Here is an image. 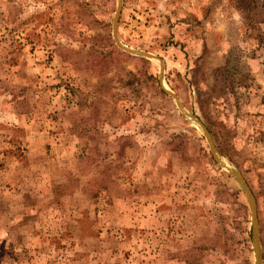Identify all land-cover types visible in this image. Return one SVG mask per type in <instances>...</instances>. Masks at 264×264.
<instances>
[{
    "label": "rangeland",
    "instance_id": "374dc122",
    "mask_svg": "<svg viewBox=\"0 0 264 264\" xmlns=\"http://www.w3.org/2000/svg\"><path fill=\"white\" fill-rule=\"evenodd\" d=\"M0 0V264H264V0Z\"/></svg>",
    "mask_w": 264,
    "mask_h": 264
},
{
    "label": "water",
    "instance_id": "95a60500",
    "mask_svg": "<svg viewBox=\"0 0 264 264\" xmlns=\"http://www.w3.org/2000/svg\"><path fill=\"white\" fill-rule=\"evenodd\" d=\"M122 6H123V0H118L116 15H115L114 24H113V35H114V39H115L118 47H120L124 51L131 53V54L139 55V56L150 58V59H158L161 62V77H162L164 64H163V60L160 57H158L154 54H151L149 52L130 48V47L124 45L121 42V40L119 39L118 24H119V17L121 14ZM163 90L165 93L169 94L171 97L174 98V100L178 104V107L180 108L183 116L185 118H187L190 122L196 124L202 130L203 134L206 136V138L209 142V146L211 148L212 154H213L215 160L218 162V164L220 166H222L223 168L227 169L239 181V183L243 187V189L246 193V196L248 198L250 208H251V213H252L255 264H262L263 256H262V251H261V246H260L259 222H258V216H257L256 200H255V196L253 194V191L251 190V188H250L249 184L246 182V180L243 178V175L241 174V172L239 170H237L236 168H233L232 166L227 164L225 162V160L222 158L220 152L218 151V149L215 145V142L213 140V137H212L210 130L202 122V120L200 118H198L197 116H195L194 114H192L186 110V108L184 107L183 103L181 102L179 96L175 92L165 88V86H163Z\"/></svg>",
    "mask_w": 264,
    "mask_h": 264
},
{
    "label": "trees",
    "instance_id": "16d2710c",
    "mask_svg": "<svg viewBox=\"0 0 264 264\" xmlns=\"http://www.w3.org/2000/svg\"><path fill=\"white\" fill-rule=\"evenodd\" d=\"M248 1V0H247Z\"/></svg>",
    "mask_w": 264,
    "mask_h": 264
}]
</instances>
